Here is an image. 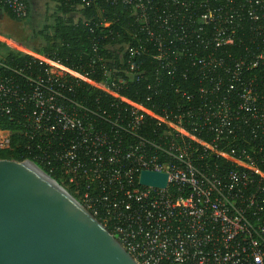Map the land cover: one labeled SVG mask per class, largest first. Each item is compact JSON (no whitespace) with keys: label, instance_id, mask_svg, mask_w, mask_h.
I'll list each match as a JSON object with an SVG mask.
<instances>
[{"label":"built area","instance_id":"built-area-1","mask_svg":"<svg viewBox=\"0 0 264 264\" xmlns=\"http://www.w3.org/2000/svg\"><path fill=\"white\" fill-rule=\"evenodd\" d=\"M108 1L131 5L148 21L146 2L154 0ZM218 2L165 0L158 28L183 44L181 54L189 37L235 44L246 16L256 49L235 64L200 58L199 96L176 89L185 104L173 110L158 112L60 64L65 73L51 67L44 76L0 58V116L43 137L38 147L47 148L38 159L56 165L57 176L79 190L77 199L139 264H264V0ZM6 10L28 15L24 0H0V13ZM147 35L164 57L162 33L151 26ZM129 72L142 80L138 65ZM83 82L113 100L79 96L75 86ZM10 144L11 132L1 130L0 148ZM143 170L166 173L167 185L142 184Z\"/></svg>","mask_w":264,"mask_h":264},{"label":"trees","instance_id":"trees-1","mask_svg":"<svg viewBox=\"0 0 264 264\" xmlns=\"http://www.w3.org/2000/svg\"><path fill=\"white\" fill-rule=\"evenodd\" d=\"M24 1L29 17L32 0ZM51 1L55 3L53 21L40 31L43 43L36 47L34 52L19 53L11 50L0 58L5 59L13 67L23 66L32 74L42 71L44 76L46 69L52 67L51 64H60L80 74H88V78L94 81H108L120 95L139 101L158 112H162L164 108L173 110L176 105L185 104V99L176 92V89L181 93L186 91L195 97L196 94L199 96L198 90L203 78V69L198 63L200 58H223L226 64H235L238 61L249 60L248 50L256 49V45H252L247 37L251 32L249 25L253 22L246 16V21L242 23L238 32V35L243 36L239 40L236 39L235 44L217 47L212 43L206 45L196 37H189L188 50L177 54L176 52L182 50L183 44L174 41L172 34L160 30L157 25V18L162 12L165 0L146 2L148 21L143 17L138 20L131 5L111 4L108 0H97V3L91 6H80L81 0ZM220 1L222 2L218 3L225 2ZM76 12L79 13L78 18L74 16ZM5 13L16 20L27 18H18L9 10ZM190 20L188 18V21ZM105 23L109 25L105 26ZM151 26L162 33L164 43L167 45V53L161 59L158 43L150 40L147 35V28ZM132 48L140 50L141 53L131 55ZM132 63L144 71L140 82H136L135 77L129 72ZM185 73L187 76H184ZM63 78L77 80L72 75ZM121 78L126 80L125 84L118 82ZM75 87L77 94L84 98L88 97L90 102H95L93 98L97 96L102 100H113V97L88 83L83 82L82 85ZM1 130L11 132V144L8 148H0V158L33 160L79 199V190L70 188L57 176L56 165L51 168L38 159L47 148L43 142L42 146L38 147L42 136L30 137L23 129L22 123L8 116H0Z\"/></svg>","mask_w":264,"mask_h":264},{"label":"water","instance_id":"water-1","mask_svg":"<svg viewBox=\"0 0 264 264\" xmlns=\"http://www.w3.org/2000/svg\"><path fill=\"white\" fill-rule=\"evenodd\" d=\"M165 187L167 174L141 172ZM0 264H139L55 178L30 159L0 158Z\"/></svg>","mask_w":264,"mask_h":264},{"label":"rangeland","instance_id":"rangeland-1","mask_svg":"<svg viewBox=\"0 0 264 264\" xmlns=\"http://www.w3.org/2000/svg\"><path fill=\"white\" fill-rule=\"evenodd\" d=\"M55 3L51 0H32L29 17L16 20L5 12L0 13V56L11 50L19 53H31L43 43L40 31L53 21ZM75 18L79 13H74ZM34 55V54H33ZM37 58H40L36 56ZM42 59V58H41ZM44 60V59H43ZM57 73L66 71L58 65L51 64Z\"/></svg>","mask_w":264,"mask_h":264}]
</instances>
